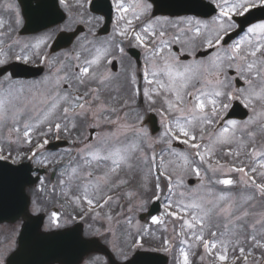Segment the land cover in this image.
Instances as JSON below:
<instances>
[{"label": "snow or ice", "instance_id": "obj_1", "mask_svg": "<svg viewBox=\"0 0 264 264\" xmlns=\"http://www.w3.org/2000/svg\"><path fill=\"white\" fill-rule=\"evenodd\" d=\"M91 4L54 0L59 22L22 41L16 0H0L13 17L0 19V162L35 165V212L50 200L71 209L51 212L47 232L106 221L88 235L121 264L133 250L165 264H262L264 0H108L103 33ZM58 33L76 43L50 52ZM33 68L40 79L21 78ZM0 264H11L3 251Z\"/></svg>", "mask_w": 264, "mask_h": 264}, {"label": "water", "instance_id": "obj_2", "mask_svg": "<svg viewBox=\"0 0 264 264\" xmlns=\"http://www.w3.org/2000/svg\"><path fill=\"white\" fill-rule=\"evenodd\" d=\"M40 10V6L37 9L25 6V32H36L41 22L53 24L52 21H46L48 14ZM29 75L24 73L22 76ZM235 113L234 118L246 117L244 110L239 108L235 109ZM31 172L28 165L13 166L0 162V223L15 222L21 217L26 221L19 237V247L8 258L11 264H80L91 252L102 249L97 240L84 238L82 225L59 232H40L43 217H31L28 212L30 198L26 189L37 180L32 178ZM59 233L68 235L60 236ZM165 261L160 254L145 252L137 253L130 260L133 264H165Z\"/></svg>", "mask_w": 264, "mask_h": 264}, {"label": "rangeland", "instance_id": "obj_3", "mask_svg": "<svg viewBox=\"0 0 264 264\" xmlns=\"http://www.w3.org/2000/svg\"><path fill=\"white\" fill-rule=\"evenodd\" d=\"M26 39V38H25ZM27 39H31V40H35V38H27ZM65 52V51H64ZM7 133L5 132L4 135H6ZM72 147V145L68 146L67 148H70ZM51 174V173H49ZM50 177H45V180L46 182L48 181ZM190 180H194V184L196 183V180L194 177H190L189 178V181ZM188 181V182H189ZM193 184V185H194ZM38 187V185H35L34 187L32 188H29L28 189V193L29 195L32 197V209H31V212L34 214V215H37L39 214L40 212H35L33 209H34V203H39V200L40 198H43L44 196V193H41V192H38L36 191V188ZM57 203V206L58 208H56L55 206L52 207V211H56V212H60L61 213V209L64 208L67 210V212L71 211L70 208L67 207V205L65 204V202L63 200H59ZM49 214H47V218H46V221H45V225H44V230L46 229V225L49 223ZM146 213V212H145ZM143 214V213H142ZM140 215L141 214H137L136 216V219L137 220H140ZM61 219L63 220L64 217L61 215ZM106 222V221H105ZM140 223L144 224L145 221H141L140 220ZM72 224H70L69 226H71ZM107 226V222L105 223V227ZM122 226V225H121ZM68 227V226H67ZM101 231H103L104 227L101 228V227H98ZM20 229H21V222H18V223H15L13 225H9V224H4V225H1L0 226V251H3L5 252V260L7 259V257L10 255L11 252H13L15 249H16V246H17V238H18V235H19V232H20ZM86 234V233H85ZM87 237H91L92 235H88L86 234ZM92 237H99V238H103L102 236H98V235H95V236H92ZM103 243H105L107 245V247L110 249V251L112 252L111 250V247L110 245H108L104 239H103ZM113 254V257L114 259L117 261V262H120L118 260V258L116 257V255L112 252ZM255 255H258V254H255ZM92 261H98L100 262V264H103V262H107V264H110L108 262V259L105 258L104 256L102 255H91L90 257H88L85 262L83 264H90V262Z\"/></svg>", "mask_w": 264, "mask_h": 264}, {"label": "flooded vegetation", "instance_id": "obj_4", "mask_svg": "<svg viewBox=\"0 0 264 264\" xmlns=\"http://www.w3.org/2000/svg\"><path fill=\"white\" fill-rule=\"evenodd\" d=\"M16 2H17V4H18V6H19V11H20V13H21V7H20V4H19V2H18V0H16ZM103 25V24H102ZM98 30H99V28H98ZM97 30V31H98ZM76 43V42H75Z\"/></svg>", "mask_w": 264, "mask_h": 264}, {"label": "trees", "instance_id": "obj_5", "mask_svg": "<svg viewBox=\"0 0 264 264\" xmlns=\"http://www.w3.org/2000/svg\"><path fill=\"white\" fill-rule=\"evenodd\" d=\"M151 227H152L153 229H155L157 226H153V225H152ZM145 239L148 240L149 237H145Z\"/></svg>", "mask_w": 264, "mask_h": 264}]
</instances>
